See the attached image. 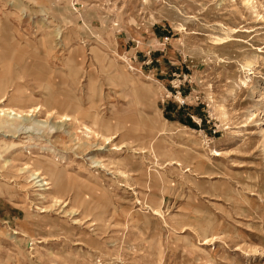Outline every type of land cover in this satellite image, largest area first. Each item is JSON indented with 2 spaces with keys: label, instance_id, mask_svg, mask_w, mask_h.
Segmentation results:
<instances>
[{
  "label": "rangeland",
  "instance_id": "rangeland-1",
  "mask_svg": "<svg viewBox=\"0 0 264 264\" xmlns=\"http://www.w3.org/2000/svg\"><path fill=\"white\" fill-rule=\"evenodd\" d=\"M0 264H264V0H0Z\"/></svg>",
  "mask_w": 264,
  "mask_h": 264
},
{
  "label": "bare ground",
  "instance_id": "bare-ground-1",
  "mask_svg": "<svg viewBox=\"0 0 264 264\" xmlns=\"http://www.w3.org/2000/svg\"><path fill=\"white\" fill-rule=\"evenodd\" d=\"M3 98V97H2ZM7 110H9L8 112H7V115L9 116L10 114H12V115H15V114H13V111L11 110V109H7ZM61 116V121H71V118H70V116L69 115H60ZM73 119H75V118H73ZM85 129V128H84ZM87 129V128H86ZM105 138V137H104ZM108 138V137H107ZM112 138V137H111ZM110 139V138H109ZM113 139V138H112ZM107 143H109L108 141H107ZM118 150V149H117ZM217 156V155H216ZM43 185H46V183H43Z\"/></svg>",
  "mask_w": 264,
  "mask_h": 264
}]
</instances>
